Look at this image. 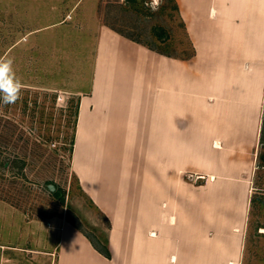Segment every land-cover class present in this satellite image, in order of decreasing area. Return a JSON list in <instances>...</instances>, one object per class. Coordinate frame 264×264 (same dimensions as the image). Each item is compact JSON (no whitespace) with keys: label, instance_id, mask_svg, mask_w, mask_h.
I'll list each match as a JSON object with an SVG mask.
<instances>
[{"label":"crops","instance_id":"0c3cea01","mask_svg":"<svg viewBox=\"0 0 264 264\" xmlns=\"http://www.w3.org/2000/svg\"><path fill=\"white\" fill-rule=\"evenodd\" d=\"M176 1L194 45L188 58L106 23L97 29L73 167L111 220L112 256L68 222L48 251L55 264H235L239 256L264 103V0Z\"/></svg>","mask_w":264,"mask_h":264},{"label":"rangeland","instance_id":"374dc122","mask_svg":"<svg viewBox=\"0 0 264 264\" xmlns=\"http://www.w3.org/2000/svg\"><path fill=\"white\" fill-rule=\"evenodd\" d=\"M150 2L0 0V59L13 61L24 84L15 104L0 103V264H55L48 251L68 222L105 246L111 220L73 167L79 102L90 88L101 23L176 57L192 51L175 1L162 0L157 11L145 7ZM263 124L264 103L246 169L248 211L235 264H264ZM183 176L202 179L189 171Z\"/></svg>","mask_w":264,"mask_h":264},{"label":"clouds","instance_id":"9594fccd","mask_svg":"<svg viewBox=\"0 0 264 264\" xmlns=\"http://www.w3.org/2000/svg\"><path fill=\"white\" fill-rule=\"evenodd\" d=\"M162 0H151L145 7L157 11ZM24 88L22 80L16 75L11 59H0V103L4 105L15 104L20 98Z\"/></svg>","mask_w":264,"mask_h":264},{"label":"trees","instance_id":"16d2710c","mask_svg":"<svg viewBox=\"0 0 264 264\" xmlns=\"http://www.w3.org/2000/svg\"><path fill=\"white\" fill-rule=\"evenodd\" d=\"M132 1V3H133V5L134 6H137V7H141V3L144 1V0H131ZM175 1V8H176V10H177V12H178V14H179V6H178V3H177V1L176 0H174ZM179 16H180V18H181V15L179 14ZM181 22H182V24L184 25V22H183V20H182V18H181ZM114 27V26H113ZM115 28V27H114ZM117 29V28H116ZM117 30H119L120 32H122V33H124V34H126L127 36H130V37H133V38H135L134 36H132V35H130V34H127V33H125L124 31H122V30H120V29H117ZM137 39V38H136ZM137 40H139V39H137ZM190 40V39H189ZM190 42H191V40H190ZM145 44H147L149 47H151V48H153V49H155V50H157V51H159V52H162V53H165V54H169V55H173L171 52H169V51H166V50H162V49H159V48H157V47H155V46H153V45H151V44H149V43H146V42H144ZM191 47H192V51L189 53V54H187V55H180V57H182V58H188V57H190V56H192L193 55V53H194V45H193V43L191 42ZM174 56H176V55H174ZM261 139H262V141L264 142V124H263V126H262V131H261ZM99 208V207H98ZM74 225H76L83 233H85L76 223H74ZM87 236H88V238L91 240V242L93 243V245L101 252V253H103L104 255H106V256H108V257H111L112 256V252H111V248H110V245H109V239H108V236H106V242H105V246L104 247H101L100 245H98L87 233H85Z\"/></svg>","mask_w":264,"mask_h":264},{"label":"bare ground","instance_id":"6f19581e","mask_svg":"<svg viewBox=\"0 0 264 264\" xmlns=\"http://www.w3.org/2000/svg\"><path fill=\"white\" fill-rule=\"evenodd\" d=\"M218 143V142H217Z\"/></svg>","mask_w":264,"mask_h":264}]
</instances>
